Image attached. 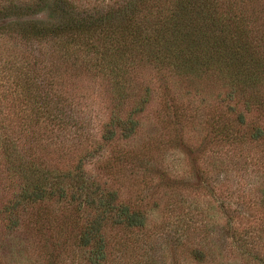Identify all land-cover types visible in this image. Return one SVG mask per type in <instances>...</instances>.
I'll use <instances>...</instances> for the list:
<instances>
[{
    "label": "trees",
    "instance_id": "1",
    "mask_svg": "<svg viewBox=\"0 0 264 264\" xmlns=\"http://www.w3.org/2000/svg\"><path fill=\"white\" fill-rule=\"evenodd\" d=\"M145 72L160 81L172 132L203 120L206 145L246 160L243 150H264V0H0V252L13 251L26 226L44 239L37 247L47 264L70 252L77 264L126 259L135 242L121 236L113 245L110 235L145 232L148 213L87 165L100 153L103 170L120 181L127 170L158 175L138 149L104 154L137 133L152 92ZM173 77L188 93L206 78L224 93L208 109L194 99L185 105L172 95ZM90 84L107 98L95 130L82 103ZM219 229L191 250L195 262L225 264L233 251L264 264V228L227 219Z\"/></svg>",
    "mask_w": 264,
    "mask_h": 264
},
{
    "label": "rangeland",
    "instance_id": "2",
    "mask_svg": "<svg viewBox=\"0 0 264 264\" xmlns=\"http://www.w3.org/2000/svg\"><path fill=\"white\" fill-rule=\"evenodd\" d=\"M144 76L143 80L150 84L152 92L139 117L137 133L128 143L120 140L114 147L106 145L104 154H120L124 148L138 149L157 168L158 175L141 177L134 171L129 174L127 170L120 181L116 174L109 176L110 173L103 170L104 163L98 159L100 153L90 159L87 169L98 178L107 179L111 186L120 190L123 199L136 201L148 213L145 232L133 229L111 233L113 245L121 236L135 242L127 250L126 259H121L118 264H200L192 258L191 250L202 247L206 236L217 239L219 225L225 220L230 219L239 227L253 231L264 228V207L258 204V189L264 181V150H243L249 156L246 160L239 156V150L236 156L228 147L206 145L210 135L203 120L178 125L177 131L172 132L163 118L162 103L166 95L160 81L154 72H145ZM169 82L175 99L185 105L194 99L200 109H208L217 102L218 94L224 93L223 86L212 78L201 80L198 83L201 91L191 93L178 78H169ZM93 87L94 84L89 85L85 95L90 96L82 100V103L90 104L91 109L85 115L91 121L90 130H95L107 115L106 95H98L97 89L92 91ZM93 96L96 98H91ZM14 239L16 247L13 251L0 252L3 263L47 264V254L37 247L44 239L30 234L26 226ZM230 248L228 246L223 253ZM50 252L57 255L56 251ZM118 252L115 248L114 254ZM227 254L225 264H247L239 253L228 251ZM58 260V264H77L78 256L76 252H70L57 256Z\"/></svg>",
    "mask_w": 264,
    "mask_h": 264
}]
</instances>
